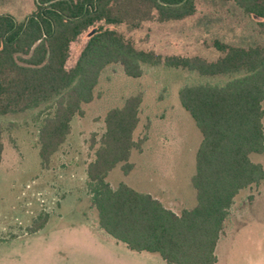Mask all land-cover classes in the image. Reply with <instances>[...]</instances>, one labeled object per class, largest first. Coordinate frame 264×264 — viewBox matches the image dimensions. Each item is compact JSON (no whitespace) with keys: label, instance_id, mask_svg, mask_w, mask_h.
I'll list each match as a JSON object with an SVG mask.
<instances>
[{"label":"trees","instance_id":"trees-1","mask_svg":"<svg viewBox=\"0 0 264 264\" xmlns=\"http://www.w3.org/2000/svg\"><path fill=\"white\" fill-rule=\"evenodd\" d=\"M230 1V0H223ZM260 19L264 0H233ZM196 0H34V10L21 21L0 14V116L38 110L39 157L48 168L66 141L73 118L94 99L102 71L122 67L140 78L145 66L181 70L191 82L178 96L201 133L191 184L196 203L180 213L151 194L124 182L113 187L109 173L118 165L129 174L133 151L143 139L134 134L140 122L142 95L128 96L109 109L95 157L86 168V187L100 229L135 252L157 253L166 264H216V248L237 194L264 181V167L252 154L264 156V46L236 47L220 41L215 61L193 56H162L137 49L123 34L99 27L88 39L76 63L66 62L70 44L97 22L127 23L132 28L152 17L181 20L195 13ZM186 84V85H185ZM3 127L0 125V164ZM48 214L41 213L28 228L41 230Z\"/></svg>","mask_w":264,"mask_h":264},{"label":"rangeland","instance_id":"rangeland-1","mask_svg":"<svg viewBox=\"0 0 264 264\" xmlns=\"http://www.w3.org/2000/svg\"><path fill=\"white\" fill-rule=\"evenodd\" d=\"M34 8V0H0V14H9L17 21L29 16ZM259 22L233 0H196L195 13L181 20L161 22L153 12L137 28L125 22L112 25L101 21L70 44L66 68L74 66L99 27L123 34L139 50L215 61L222 55L214 47L215 41L244 48L264 46V28ZM191 80L186 72L161 66H145L143 75L136 79L127 77L120 65L107 66L94 99L82 106L81 116L73 118L70 134L47 169L39 157V128L44 116L38 110L0 116L4 129L0 264H160L126 259L92 233L100 227L87 193L86 168L95 157L98 145L92 147V139L98 140L103 134L107 111L121 106L128 96L141 94L140 122L134 138L144 140L142 150L132 152L134 168L129 174L124 175L118 165L107 181L113 187L124 182L149 192L177 213L192 208L196 192L191 176L202 137L178 96L179 89ZM251 158L264 167L263 155L252 154ZM41 213L48 214L46 225L39 231H28ZM216 255V264H264V181L235 197Z\"/></svg>","mask_w":264,"mask_h":264},{"label":"crops","instance_id":"crops-1","mask_svg":"<svg viewBox=\"0 0 264 264\" xmlns=\"http://www.w3.org/2000/svg\"><path fill=\"white\" fill-rule=\"evenodd\" d=\"M138 191H141V192H146V191H143V190H138ZM146 193H149V192H146ZM151 194V193H149ZM152 195V194H151ZM153 197H155L154 195H152ZM157 199H159L158 197H155ZM163 204L164 202L159 199ZM165 206V204H164ZM166 207V206H165ZM168 208V207H167ZM170 209V208H169ZM172 210V209H171ZM174 211V210H172ZM175 212V211H174ZM177 213V212H175ZM96 224V222H95ZM93 234L95 235H100L103 240L107 243H110V245H112L113 249H117L116 252H122V256L126 259H130V260H143V261H147V260H153V261H157L158 263L162 264H166L162 258L157 254V253H149V252H135V251H131L129 250L125 244L121 243V242H118L116 241L115 239H113L110 235H108L104 230L100 229V228H96L92 231ZM118 247L120 248V251H118ZM155 255H158L159 258H161V260H159L158 258H156Z\"/></svg>","mask_w":264,"mask_h":264}]
</instances>
